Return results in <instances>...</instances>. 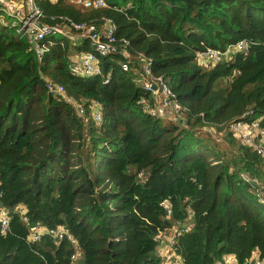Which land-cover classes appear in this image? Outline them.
Masks as SVG:
<instances>
[{"label": "trees", "instance_id": "trees-1", "mask_svg": "<svg viewBox=\"0 0 264 264\" xmlns=\"http://www.w3.org/2000/svg\"><path fill=\"white\" fill-rule=\"evenodd\" d=\"M105 1L108 9L35 3L49 25L98 31L111 20L116 39L151 60V74L176 96L184 122L138 105L148 93L121 70L119 54L98 56L101 75L77 77L70 57L94 53L88 40L52 37L38 60L0 24V206L9 211L7 231L0 226V264H71L68 241H28L35 225L66 228L79 250L74 264H162L158 235L184 223L189 230L174 239L181 264L227 256L251 264L254 251L264 258V160L227 132L208 131L245 113L247 121L261 118L264 129V0ZM241 41L246 52L229 60L196 61L207 49L225 52ZM45 79L61 85L85 115L49 95ZM93 102L102 110L99 124Z\"/></svg>", "mask_w": 264, "mask_h": 264}, {"label": "built area", "instance_id": "built-area-1", "mask_svg": "<svg viewBox=\"0 0 264 264\" xmlns=\"http://www.w3.org/2000/svg\"><path fill=\"white\" fill-rule=\"evenodd\" d=\"M77 6L83 9H108L109 5L105 0H74ZM1 11L12 20L11 23L5 21L4 26L13 28L20 39H23L33 51L38 60H41L52 45L51 38L61 36L70 40H88L94 49V53H80L70 57L69 70L72 75L77 77H92L101 75L98 56L107 57L119 54L123 61L120 62V68L123 72H132L134 82L137 86L148 93V98H142L138 105L154 117L168 119L173 122L183 123L184 109L178 103L176 96L171 92L167 83L161 77H154L151 74V60L141 53L132 55L129 51V43L124 40H117L115 37L116 28L111 20L104 19L103 24L97 31L93 26L86 24L69 25H49L43 21V14L37 7L35 0H0ZM69 22V20H67ZM248 44L241 41L225 52L219 50L207 49L205 52L197 54V62H203L204 66L215 65L223 60H229L231 55L240 52H246ZM140 63V69L134 68L130 63L134 61ZM135 64V63H134ZM133 64V65H134ZM200 65V64H199ZM138 67V68H139ZM110 74H107L104 83H108ZM153 86L156 89H153ZM46 92L57 99H63L75 106L79 116L85 115L83 105L78 104L72 98L68 97L64 88L45 79ZM91 117L94 122H101V107L92 103L90 106ZM261 118L247 121V113L239 120L230 122L225 128L226 132L238 141L242 146L251 149L260 158L264 160V129L260 127ZM162 207L167 210V216L170 215L168 201L163 202ZM20 215L24 214L23 208L19 207ZM27 222L26 218H22ZM9 224V211L0 206V226L1 232L7 231ZM189 224H177L171 229L170 235L163 238L158 235L159 246L156 249V255L162 260V264H181V258L174 249V239L178 234L187 232ZM28 241L37 242L42 236H49L55 242L63 240L68 241L74 248V254L71 256V264H74L79 257V250L76 240L70 235L64 227L56 229H47L38 225L29 227ZM228 257V256H227ZM225 257V258H227ZM223 259L216 264H236L230 259ZM251 264H264V258H261L256 251L253 252L250 259Z\"/></svg>", "mask_w": 264, "mask_h": 264}, {"label": "rangeland", "instance_id": "rangeland-1", "mask_svg": "<svg viewBox=\"0 0 264 264\" xmlns=\"http://www.w3.org/2000/svg\"><path fill=\"white\" fill-rule=\"evenodd\" d=\"M5 21H8L9 23L12 22V20L10 18H8L7 15L3 11H0V24H3ZM198 64L204 66L203 62H199ZM223 85H224V83H223ZM208 131L210 133H212L214 136L216 135L217 137H221L222 135H224L226 133V128L224 127V129L220 132H218L217 129H215V128H209ZM221 148H223V149L226 148L225 143L222 144ZM161 235L163 236V238L168 236V235H163V234H161Z\"/></svg>", "mask_w": 264, "mask_h": 264}, {"label": "crops", "instance_id": "crops-1", "mask_svg": "<svg viewBox=\"0 0 264 264\" xmlns=\"http://www.w3.org/2000/svg\"><path fill=\"white\" fill-rule=\"evenodd\" d=\"M19 1H22V0H19ZM49 1L52 2V3H55L57 0H49ZM66 1L72 3L73 5H76V4L74 3V0H66ZM76 6H77V5H76ZM0 9H1V6H0ZM0 11H1V10H0ZM225 259H230L233 263H236L235 258H234L233 256H228V257L225 258Z\"/></svg>", "mask_w": 264, "mask_h": 264}, {"label": "water", "instance_id": "water-1", "mask_svg": "<svg viewBox=\"0 0 264 264\" xmlns=\"http://www.w3.org/2000/svg\"><path fill=\"white\" fill-rule=\"evenodd\" d=\"M153 89H156V87H155V86H153Z\"/></svg>", "mask_w": 264, "mask_h": 264}]
</instances>
